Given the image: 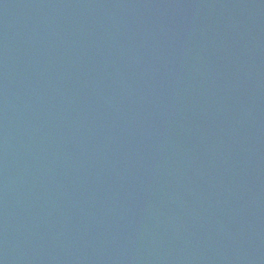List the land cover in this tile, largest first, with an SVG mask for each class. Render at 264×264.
Returning a JSON list of instances; mask_svg holds the SVG:
<instances>
[{"label":"water","instance_id":"1","mask_svg":"<svg viewBox=\"0 0 264 264\" xmlns=\"http://www.w3.org/2000/svg\"><path fill=\"white\" fill-rule=\"evenodd\" d=\"M0 264H264V0H0Z\"/></svg>","mask_w":264,"mask_h":264}]
</instances>
